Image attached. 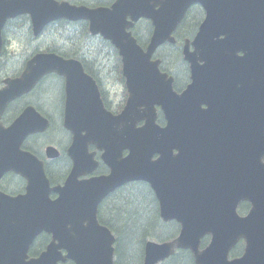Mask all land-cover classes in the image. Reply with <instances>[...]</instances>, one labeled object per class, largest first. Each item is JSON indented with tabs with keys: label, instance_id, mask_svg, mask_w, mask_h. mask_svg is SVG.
<instances>
[{
	"label": "water",
	"instance_id": "obj_1",
	"mask_svg": "<svg viewBox=\"0 0 264 264\" xmlns=\"http://www.w3.org/2000/svg\"><path fill=\"white\" fill-rule=\"evenodd\" d=\"M195 4L206 17L194 49L189 41L182 49L191 83L178 93L156 55L176 43L175 31ZM24 15L36 37L61 19L88 22L93 35L118 50L128 98L113 114L82 64L56 53L33 56L19 77L5 80L0 119L45 76L65 78L63 125L72 134V168L63 185L52 186L43 160L22 149L30 136L50 128L33 106L8 127L0 122V181L8 173L26 180L24 194L0 190V264H114L116 238L99 222L98 208L116 189L139 181L154 191L161 218L181 225L177 238L146 243L144 264H158L177 249L190 250L196 264H264V0H115L97 7L0 0V54L7 21ZM142 19L153 26L146 48L132 32ZM98 151L110 172L91 176ZM46 155L53 160L60 152L50 145ZM243 201L251 205L244 217L237 213ZM42 233L51 240L30 258ZM206 236L211 243L200 250ZM240 239L244 256L229 261Z\"/></svg>",
	"mask_w": 264,
	"mask_h": 264
},
{
	"label": "trees",
	"instance_id": "obj_2",
	"mask_svg": "<svg viewBox=\"0 0 264 264\" xmlns=\"http://www.w3.org/2000/svg\"><path fill=\"white\" fill-rule=\"evenodd\" d=\"M73 4H84L87 6H109L114 0H68ZM204 17L203 9L197 5L187 13L183 23L176 32L177 42L175 45H165L159 51L162 60V69L170 72L176 78V85L186 80V77L177 72V65L182 64L183 58L181 45L186 39H192ZM145 27L148 32L147 39L140 35V28ZM139 43L145 47L152 33V26L149 21L142 20L133 30ZM7 49L13 53L12 76L19 75L24 67V62L37 52H53L67 59H76L85 67L90 74L102 86V93L107 108L114 113L120 112L127 99V91L122 75V60L117 49L110 41L99 35H93L89 31L88 23L85 21L71 22L59 20L51 24L36 38L33 35L31 21L28 16H21L9 21L6 34ZM22 45L21 48L8 47L15 43ZM172 56V63L168 57ZM173 64L174 67L169 65ZM120 86V101L115 103L112 98L113 88ZM32 105L37 106L34 102ZM162 123V118L159 120ZM62 137L59 139L49 138L44 140L41 136H34L25 143V149L33 154L43 157L46 146L53 144L65 150L71 141L70 134L63 128L62 122L57 123ZM64 135L66 136L65 138ZM62 158L48 165L47 172L52 184L62 183L69 171V162ZM56 169V173L54 172ZM101 167L100 170H104ZM14 182V187L11 183ZM25 181L16 175H8L0 184V189L11 195H18L24 192ZM99 219L116 236L115 264H143L144 245L147 240L167 241L175 238L178 234V227L164 224L159 216L156 198L145 183H133L124 186L112 197L107 199L100 208ZM166 227H171L170 232H164ZM50 237L42 235L37 245L32 249L31 255H38L49 243ZM178 260L171 264H194L192 255L188 251H180L176 254ZM71 264V263H68Z\"/></svg>",
	"mask_w": 264,
	"mask_h": 264
},
{
	"label": "flooded vegetation",
	"instance_id": "obj_3",
	"mask_svg": "<svg viewBox=\"0 0 264 264\" xmlns=\"http://www.w3.org/2000/svg\"><path fill=\"white\" fill-rule=\"evenodd\" d=\"M8 22L6 24V27L3 30L4 44L6 46H7L6 34H7V29H8ZM6 46L5 48H3V52L0 56V89L5 86V80L7 78L13 77L12 74H10V71H12L14 67V60H12L13 53L10 52L6 48ZM239 55L242 56L243 54L239 53ZM27 60H25L24 65L27 62ZM186 74H187V77H189V82H190V74L189 76H188V72L185 73V75ZM41 92L46 94L47 101L51 102L53 100L52 104L50 105L51 109H49L47 106L43 104L41 106L36 101V97L39 96ZM65 99H66L65 79L56 74H51L45 77L36 86V88L32 92H30L29 94L25 95L24 97L16 100L11 105H9V107L3 114L1 120L5 127L10 126L11 123L21 114L24 108L32 105L31 103L32 101L37 105V106L35 105H32V106H34L41 114H43L46 118H48L51 121V125H52V123L54 122V119H57V120L59 119L60 121H62L64 117ZM203 107L206 108V106H203ZM246 126L247 127L250 126V122L247 121ZM61 157L65 158L64 160L70 161L65 151L62 152ZM45 161L47 165H49L50 167L54 165L51 163V161L53 160H49L45 158ZM54 172L55 174H57L56 169H54ZM240 209L248 210L249 203L242 202L240 204Z\"/></svg>",
	"mask_w": 264,
	"mask_h": 264
},
{
	"label": "rangeland",
	"instance_id": "obj_4",
	"mask_svg": "<svg viewBox=\"0 0 264 264\" xmlns=\"http://www.w3.org/2000/svg\"><path fill=\"white\" fill-rule=\"evenodd\" d=\"M140 30H141V33H140L141 37H142L144 40L147 39V37H148V32L146 31L145 27L140 28ZM8 47L13 48L12 51H14V49H16V48H21L22 45L19 44V43L17 42V43H15V44L12 45V46L9 45ZM168 59H169V62L172 63V62H171V61H172V56L168 57ZM183 64H184V63L180 64L179 67H177V72H178L179 70H181L180 73H182V72L184 71V66H182ZM169 66H170V67H174L173 64H170ZM175 68H176V67H175ZM119 91H120V86H119V85H116V86L113 88V93H116V96H113V98H112V100H113L115 103H118V102L120 101V99H121V98H120V93H119ZM36 101H37L41 106H42V104H43V105L47 106L49 109H51V106H50V105H51L52 102H53V100H52L51 102L47 101L46 94L43 93V92H41V93L39 94V96L36 97ZM56 121H57V119H54V122H53V129H52V131H51L48 135L42 137L45 141L48 140L49 138L59 139L60 136L62 137V133H61V131H59V127H58ZM65 137H66V136L64 135L63 138H65ZM10 185H11V187L13 188L15 184H14V182H12ZM245 213H246V212H242V211H241V215H244ZM171 230H172L171 227H166V228L164 229V232H170ZM38 247H39V245H37V248H38Z\"/></svg>",
	"mask_w": 264,
	"mask_h": 264
}]
</instances>
